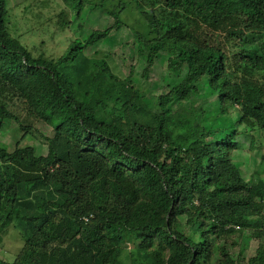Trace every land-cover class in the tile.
<instances>
[{"label": "trees", "instance_id": "trees-1", "mask_svg": "<svg viewBox=\"0 0 264 264\" xmlns=\"http://www.w3.org/2000/svg\"><path fill=\"white\" fill-rule=\"evenodd\" d=\"M60 1L66 8L57 24L66 30L88 1ZM109 1L94 7L107 10ZM132 7L141 17L136 29L125 19ZM112 9L110 27L53 59L21 42L9 2L0 0V136L6 124L27 135L42 122L54 132L46 157L0 142V215L6 198L12 204L0 218V244L13 223L26 230L23 251L0 264H126L135 246L147 264H240L220 244L242 242L247 232L259 241L248 264H264V179L257 172L245 180L233 159L239 138L253 147L264 131V0H126ZM115 43L130 60L126 78L101 48ZM137 43L148 51L145 74L163 52L171 69L188 66L183 81L158 97L159 112L129 83ZM203 79L221 111L235 113L234 133L207 130L204 111L192 107L177 142L170 106L190 102ZM183 221L188 235L175 230Z\"/></svg>", "mask_w": 264, "mask_h": 264}, {"label": "rangeland", "instance_id": "rangeland-1", "mask_svg": "<svg viewBox=\"0 0 264 264\" xmlns=\"http://www.w3.org/2000/svg\"><path fill=\"white\" fill-rule=\"evenodd\" d=\"M87 1L88 4L85 6L82 15L79 18H73V24L68 29L62 30L57 24V15L66 6L60 0H8L12 21L19 27L16 33L20 37L21 42L33 51L35 56L43 54L53 59H58L62 56L73 40L82 39L84 41L93 31L110 27L113 24V20L107 11L113 10L114 5L116 6L120 1L125 2L126 0H110L107 10L95 9L94 5L101 0ZM131 11L133 13L129 12L125 18L127 20L126 24L136 29L141 24V22H138L141 21L140 13L136 7H132ZM73 16L74 14H71V18ZM128 31L127 29L121 30L118 35L126 38V35L129 34ZM115 45L113 47L111 44H107L101 48L115 58V60H109V62L111 61L110 65L113 72L122 78H126L130 71V60L123 61V57H121L122 50H119L121 44L115 43ZM101 48L100 50H102ZM94 53L93 50H87L89 56ZM133 56L134 75L129 83L133 85L137 92L146 95L145 102L153 111L159 112L158 97L166 94L170 87L183 81L187 76L188 66L185 65L182 71L171 69L168 61L172 56L163 52L159 54L155 66L145 74V69L148 65V51L137 43L134 46ZM199 89V94L194 96L190 102L185 103L176 100L170 106L168 111L171 123L170 129H172V135L177 142L184 138V134L189 129L188 121L183 120V118L188 115V112L191 115L190 109L192 107H200L204 111L199 118V122L207 130L220 132L222 138L234 133L236 118L233 119L232 117L235 116V113H232V110L230 111L232 114L221 111L218 95L210 88L208 79H203L199 84ZM183 110L186 112H182ZM176 111L177 114H171V112ZM176 116L179 117L176 118ZM53 135V130L42 122L36 126L32 133L27 135L20 130L19 126L6 124L0 136V142L1 146L10 152H14L19 148L33 147L36 150L37 157H46L48 155L47 138H52ZM239 140L240 149L234 153L233 157L235 163L241 168L244 178L247 181H253L257 178V172H259L261 178L264 179V163L262 161L264 156V131L254 134L255 142L253 147H251V139L239 138ZM53 190L48 187L46 192H53ZM37 194L35 192V195ZM35 195L34 198H36ZM41 202L39 200L37 205H40ZM11 210V198H6L0 218L3 219V216L10 213ZM21 228L15 222L2 234L0 258L7 262H13L26 247V238H24V236L26 237V230ZM175 230L186 235L189 234V228L185 225V221L178 223L175 226ZM241 240L242 238L238 239V236L229 237L220 246H226L228 251L233 254V258L238 259L240 264H248V260L255 256L259 241L248 232L245 233L242 242H240ZM131 249L133 252L132 261L126 262V264H147L148 257L142 250L137 249L136 246ZM215 253L217 254L213 257V263L220 258L218 251Z\"/></svg>", "mask_w": 264, "mask_h": 264}, {"label": "clouds", "instance_id": "clouds-1", "mask_svg": "<svg viewBox=\"0 0 264 264\" xmlns=\"http://www.w3.org/2000/svg\"><path fill=\"white\" fill-rule=\"evenodd\" d=\"M233 159H234V157H233ZM235 162V161H234ZM236 164V163H235ZM237 165V164H236ZM246 180V179H245Z\"/></svg>", "mask_w": 264, "mask_h": 264}]
</instances>
